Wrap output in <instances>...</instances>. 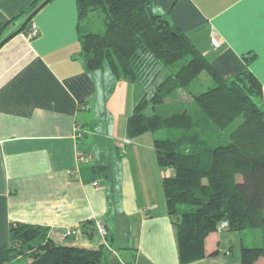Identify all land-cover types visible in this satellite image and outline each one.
I'll return each mask as SVG.
<instances>
[{
	"label": "crops",
	"instance_id": "crops-1",
	"mask_svg": "<svg viewBox=\"0 0 264 264\" xmlns=\"http://www.w3.org/2000/svg\"><path fill=\"white\" fill-rule=\"evenodd\" d=\"M43 1L0 0V43L11 36L0 46V248L25 223L49 228L60 245L105 246L122 264H180L163 188L171 170L158 164L155 133L127 134L142 88L105 64L88 69L77 0H50L29 18ZM154 3L222 77L248 67L264 87V0ZM262 245L261 231L220 229L206 239L208 256L190 264H243L242 248Z\"/></svg>",
	"mask_w": 264,
	"mask_h": 264
},
{
	"label": "trees",
	"instance_id": "trees-1",
	"mask_svg": "<svg viewBox=\"0 0 264 264\" xmlns=\"http://www.w3.org/2000/svg\"><path fill=\"white\" fill-rule=\"evenodd\" d=\"M49 1L37 7L34 2L29 18ZM77 6L88 69H101L107 63L118 80L144 85L127 120L128 136L159 131L167 135L157 137L154 148L160 167L171 170L163 188L180 264L206 258V239L220 229L261 231L263 245L244 246L241 261L264 260V87L260 80L248 67L232 78L222 77L188 35L156 11L154 0H77ZM98 12L103 14L98 15L102 29L96 32L91 16ZM204 72L212 86L203 92L189 90ZM181 103L190 104L192 110L157 112L159 106ZM223 222L226 228H221ZM88 225L91 228L85 231L92 236L96 225L88 221L84 229ZM9 235V244L0 248V264L24 256L27 264H122L118 258L111 259L105 246L60 245L47 227L19 223L10 227Z\"/></svg>",
	"mask_w": 264,
	"mask_h": 264
},
{
	"label": "rangeland",
	"instance_id": "rangeland-1",
	"mask_svg": "<svg viewBox=\"0 0 264 264\" xmlns=\"http://www.w3.org/2000/svg\"><path fill=\"white\" fill-rule=\"evenodd\" d=\"M98 15H100L101 17H103V14L101 12H98L93 14V16H91V25L93 26V30L98 32L97 30H99V28H102L100 27V21H99V17ZM105 65H107V67L109 68L108 64L105 63ZM112 75V74H111ZM143 83H137V85H139L141 88H142V95H143V91H144V85H142ZM212 81L210 80V78L208 77L207 73H202V75H200L198 78H196L194 80V82L191 84V86L188 88L189 90L191 91H195V92H203L205 90H207L210 86H212ZM186 95V93H185ZM187 96V95H186ZM137 97L138 94H137ZM142 97V96H141ZM188 98V96L186 97ZM181 108V109H179ZM192 110V106L190 104H183L181 103L180 105H177V104H167V105H164V106H159L158 107V113L159 114H170V113H173V112H176V111H180V110ZM99 125H102V124H99ZM94 127L98 129H102L103 126H101V128H98L97 127V124H93ZM235 127V125L232 127V129ZM231 130V128H230ZM156 136L158 138H166L167 135L165 134V132L163 131H159V132H156L155 133ZM254 231H259V230H254ZM250 238H253V236H251V234L249 235ZM106 256L108 257V254L106 252ZM109 258V257H108ZM28 263V259L26 258V256H24V258L22 257L21 260L18 261V259H15L13 260L12 262H9L7 264H27Z\"/></svg>",
	"mask_w": 264,
	"mask_h": 264
},
{
	"label": "built area",
	"instance_id": "built-area-1",
	"mask_svg": "<svg viewBox=\"0 0 264 264\" xmlns=\"http://www.w3.org/2000/svg\"><path fill=\"white\" fill-rule=\"evenodd\" d=\"M38 33H39V31L36 28V26L34 25V26H32L30 28L29 32L26 34V38L28 40H31V39L37 37L38 36ZM211 43L216 48L220 46L219 40L216 37H212ZM82 108L85 109V106H83ZM78 128H79V126L77 127V130H78ZM78 159H79L80 162H84V161H86L87 158L84 155H80ZM95 184L97 185V182ZM227 226H228L227 222H223L221 224V228H226ZM98 230H99V232L102 235H107L106 229H105V227L103 225H100L99 224L98 225Z\"/></svg>",
	"mask_w": 264,
	"mask_h": 264
}]
</instances>
